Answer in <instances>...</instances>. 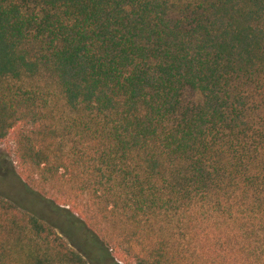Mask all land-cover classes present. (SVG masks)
Here are the masks:
<instances>
[{
	"label": "trees",
	"instance_id": "trees-1",
	"mask_svg": "<svg viewBox=\"0 0 264 264\" xmlns=\"http://www.w3.org/2000/svg\"><path fill=\"white\" fill-rule=\"evenodd\" d=\"M10 137L0 264H264V0H0Z\"/></svg>",
	"mask_w": 264,
	"mask_h": 264
},
{
	"label": "rangeland",
	"instance_id": "rangeland-1",
	"mask_svg": "<svg viewBox=\"0 0 264 264\" xmlns=\"http://www.w3.org/2000/svg\"><path fill=\"white\" fill-rule=\"evenodd\" d=\"M17 146L10 137L0 144V194L24 206L30 212L53 222L61 228L77 245L93 253L92 243L83 235L73 221L63 217L44 198L27 189L19 180V166L16 157ZM14 174H7L6 172ZM5 172V173H3ZM3 173V174H2ZM18 173V175H17Z\"/></svg>",
	"mask_w": 264,
	"mask_h": 264
}]
</instances>
